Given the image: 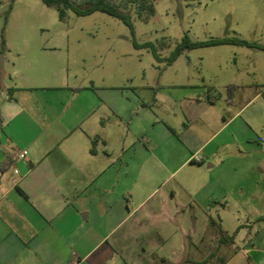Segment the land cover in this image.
Masks as SVG:
<instances>
[{"label": "crops", "instance_id": "0c3cea01", "mask_svg": "<svg viewBox=\"0 0 264 264\" xmlns=\"http://www.w3.org/2000/svg\"><path fill=\"white\" fill-rule=\"evenodd\" d=\"M96 67L70 40L0 52V264H197L181 255L206 230L233 237L221 264H264V138L240 122L250 101L158 85L133 119L131 91ZM149 158L168 172L157 185Z\"/></svg>", "mask_w": 264, "mask_h": 264}, {"label": "rangeland", "instance_id": "374dc122", "mask_svg": "<svg viewBox=\"0 0 264 264\" xmlns=\"http://www.w3.org/2000/svg\"><path fill=\"white\" fill-rule=\"evenodd\" d=\"M72 2L81 8L93 3ZM105 3L128 15L132 28L100 11L79 16L64 9L65 19L60 21L56 6H47L42 0H0V52L21 41L54 44L70 40L86 45L94 52L97 78L119 92L131 91L133 119L137 115V96L152 93L158 85L197 86L216 95L220 104H226L228 86L234 85L231 92L235 105L250 101L240 122L254 125L264 138V50L244 45L201 47L185 50L172 63L168 62L185 36L192 42L237 38L264 46V0H150L144 8L139 7L141 3L129 0H105ZM135 43L151 44L159 59L152 48H136ZM146 128L156 129L150 125ZM148 173L151 186L157 185L168 172L149 158ZM181 174L182 171L173 175L169 184L176 183ZM173 239L161 248L162 254L172 255L179 244ZM217 239L206 230L202 240L196 242V250L187 248L185 241L181 262L189 257L197 264H221V258L226 256ZM152 256L153 260L151 256L141 258L145 264H161V256ZM163 258L162 264H171ZM228 264L245 262L238 257Z\"/></svg>", "mask_w": 264, "mask_h": 264}, {"label": "trees", "instance_id": "16d2710c", "mask_svg": "<svg viewBox=\"0 0 264 264\" xmlns=\"http://www.w3.org/2000/svg\"><path fill=\"white\" fill-rule=\"evenodd\" d=\"M92 1H93L92 5L81 8L78 5H76L74 2H72V0H42V2L47 6H56L60 21H63L65 19L64 9H71L74 13H76L79 16L89 15L95 11H100V12L105 13L107 15H110L112 17L118 18L125 25L132 28L131 20H130L128 15H126L122 12H119L116 9H114L113 7H111L110 5L106 4L105 0H92ZM129 1L133 2V3H137V2L139 4L141 3L139 5V7L144 8L145 5L150 0H129ZM134 45L136 48H148V47L152 48L153 52L156 56V59H159V57L157 56V54L154 51V48L151 46V44L145 43V44L140 45V44L135 43ZM219 45L257 46L260 49L264 50V46L251 44V43H248L244 40H240L237 38H219V39H211V40L204 41V42H192V41H190L188 36H185L183 38L182 42L172 52L171 56L169 57L168 62L172 63L185 50H192L195 48L211 47V46H219ZM2 46H3V44H2ZM2 49H3V47H2ZM233 87H235V86L234 85L228 86V97H227L228 99L232 98L231 89H233ZM93 151L94 150L91 149V152H93ZM211 225H212V222H211ZM232 242H233V237H226V236L222 235L219 238L220 244H227V243H232Z\"/></svg>", "mask_w": 264, "mask_h": 264}, {"label": "built area", "instance_id": "2783aa9c", "mask_svg": "<svg viewBox=\"0 0 264 264\" xmlns=\"http://www.w3.org/2000/svg\"><path fill=\"white\" fill-rule=\"evenodd\" d=\"M25 155H26V151H23V152L19 153L17 156H18V158L22 159L25 157ZM194 160H195V162L200 163L202 161V158L200 156H196L194 158Z\"/></svg>", "mask_w": 264, "mask_h": 264}]
</instances>
